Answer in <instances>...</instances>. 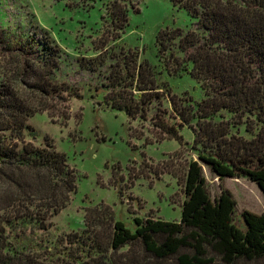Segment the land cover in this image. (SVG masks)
I'll list each match as a JSON object with an SVG mask.
<instances>
[{
  "label": "trees",
  "instance_id": "1",
  "mask_svg": "<svg viewBox=\"0 0 264 264\" xmlns=\"http://www.w3.org/2000/svg\"><path fill=\"white\" fill-rule=\"evenodd\" d=\"M138 2L113 0L109 24L121 32L127 23L126 3L138 11ZM171 2L194 22L187 31L161 30L157 56L167 75L187 73L198 83L203 98L197 101L173 93L156 65L139 61L138 51L124 46L71 58L49 38L0 43L1 54L20 62L14 78L0 80V264L264 260V0ZM70 62L79 71L96 74L100 82L94 91H106L107 107L123 110L131 119L149 120L154 132L180 146L188 145L181 130L190 129L189 148L196 159L186 165L179 221L135 217L131 231L113 221L111 213L89 221L86 210L82 231L50 237L51 218L76 191L77 174L50 140L36 145L25 133L36 113L67 118V102L83 97L75 83L58 78L62 65ZM205 170L220 182L233 178L254 183L263 195L262 213L242 210L244 229L237 227L233 195L220 184L212 197Z\"/></svg>",
  "mask_w": 264,
  "mask_h": 264
},
{
  "label": "rangeland",
  "instance_id": "2",
  "mask_svg": "<svg viewBox=\"0 0 264 264\" xmlns=\"http://www.w3.org/2000/svg\"><path fill=\"white\" fill-rule=\"evenodd\" d=\"M112 4L113 0H0V43L32 36L49 38L71 58L94 56L102 47L117 51V46H124L137 50L139 61L147 59L156 65L173 93L193 101L203 98L193 78L187 73L167 75L157 56L158 33L166 28L187 31L193 18L171 0H139L138 11L126 3L127 23L120 32L109 24ZM118 36L121 39L114 43ZM18 60L0 53V80L14 78ZM58 78L75 83L83 97L67 102V118L36 113L28 119L30 131L25 133L26 140L36 145H42L45 138L50 140L77 174L76 191L67 206L51 218L50 237L82 231L86 210L89 221L111 213L113 221L123 222L131 231L135 217L179 221L186 165L196 159L189 148L193 141L190 129L181 130L188 145L180 146L154 132L149 120L131 119L125 111L107 107L103 101L106 91H94L100 82L96 74L79 71L74 62L63 64ZM163 107L169 110L167 99H163ZM205 175L212 197L220 184L233 195L237 227L244 229L242 210L262 213L263 195L254 183L233 178L220 182L206 170Z\"/></svg>",
  "mask_w": 264,
  "mask_h": 264
}]
</instances>
